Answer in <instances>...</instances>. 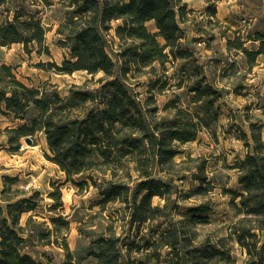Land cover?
<instances>
[{
	"label": "trees",
	"instance_id": "obj_1",
	"mask_svg": "<svg viewBox=\"0 0 264 264\" xmlns=\"http://www.w3.org/2000/svg\"><path fill=\"white\" fill-rule=\"evenodd\" d=\"M2 3L1 0L0 6ZM64 4L68 10L56 34L58 45L68 51L69 57L62 66L55 65V71L62 75L86 72L92 78L81 85L71 84L68 94L62 96L54 84L26 85L11 66L3 64L0 111L25 121L14 130L17 150L22 138L43 133L53 154L48 158L66 173L68 181L88 185L84 177L81 182H75L73 177L89 173L88 179L101 196V210L110 203L121 202L130 228H140L160 211L153 199H169L174 194L170 183L153 178V169L162 167L166 172L178 155L176 143L195 141L199 131L209 126L199 116L198 121L183 118L185 109L175 103L179 100L169 106L175 109L174 117L160 121L156 94L143 100L134 91L140 83L132 82L146 75L150 93L183 87L184 78L179 77L176 82L177 76L169 73V64L192 55L184 45L180 24L186 22L188 4L184 0H67ZM208 11L216 17L215 5L209 6ZM151 21L157 31L147 26ZM115 22L120 23L114 25ZM47 34L40 13L31 15L20 5L13 18L8 16L0 23V48L22 43L40 47L39 52L42 48L48 51ZM256 41L260 45L250 50L238 36L228 40V48L242 52L247 63L255 66L264 54V34L258 33ZM204 79L188 89L195 93V103L207 97L201 107L213 109L222 95L206 76ZM251 129L252 150L236 164L243 188L236 207L246 216L234 224L231 235L247 250L246 264H264V138L261 128L252 125ZM95 173L104 178H96ZM200 191L205 190L200 187L197 192ZM38 193L18 200L6 199L7 206L0 205V264H44L26 251L28 243L42 234L20 222L24 213L37 210L38 204L32 202ZM194 219L199 223L206 221L198 216ZM59 220L52 219L54 226ZM32 222L31 216L27 225ZM65 225L70 230L71 221H65ZM165 236L170 240L161 239L159 243L172 249L168 264H201L197 261L207 259L203 249L187 250V240L177 227L170 226L162 238ZM127 241L113 225L107 227L94 242L97 251L90 254L93 264H145L133 258L135 244ZM66 249L68 259L63 264H80L68 246ZM155 257L160 261V252Z\"/></svg>",
	"mask_w": 264,
	"mask_h": 264
},
{
	"label": "rangeland",
	"instance_id": "obj_2",
	"mask_svg": "<svg viewBox=\"0 0 264 264\" xmlns=\"http://www.w3.org/2000/svg\"><path fill=\"white\" fill-rule=\"evenodd\" d=\"M65 1L2 0L0 6V23L8 16L13 18L17 7L23 5L31 15L40 13L48 28V51L42 48L39 52L40 47H26L22 43L1 47L0 66H11L17 78L30 87L44 83L57 85L62 96L68 94L71 84L81 85L92 78L86 72L62 75L55 71L54 66H62L69 57L68 51L58 45L56 34L68 10ZM184 2L188 4L186 22L180 24L184 45L192 55L169 64V73L177 76L176 82L179 77L184 78L183 87L150 93L146 75L132 82L140 83L134 86V91L143 100L156 94L160 121L174 117L175 109L169 106L179 100L175 103L185 109L183 118L194 121L201 118L209 126L199 131L195 141L176 143L178 155L175 163L167 167L169 173L162 167L153 169V178L170 183L174 194L169 199L156 196L153 205L160 206V211L140 228H130L121 202L110 203L101 210L98 204L101 196L88 179L89 173L73 177L75 182H81L84 177L88 185L68 181L66 173L48 158L53 154L43 133L30 135L32 145L26 142V137L22 138L17 150L14 130L25 121L0 111V205L6 207V199L18 200L39 192L32 202L38 204L37 210L24 213L20 222L42 234L28 243L26 251L44 264L65 263L69 252L66 246L76 262L93 264L95 260L90 254L97 251L94 242L110 225L118 235L123 234L128 244H135L133 258L145 264H168L172 249L159 242L170 240L167 236L162 238L170 226L177 227L187 240V250L203 249L207 259L197 261L201 264H246L249 260L247 250L231 235L234 224L246 216L236 207L243 193L236 164L252 150L249 148L253 144L249 141L252 125L261 128L264 138V54L255 66H250L242 52L229 50L228 40L239 36L250 50L260 45L256 38L258 33L264 34V0ZM214 5L216 17L208 11ZM147 26L157 31L153 21ZM159 40L164 42L162 38ZM205 76L222 95L213 109L201 107L207 97L195 103V93L188 89L204 81ZM150 104L153 109V103ZM94 176L104 178L98 173ZM200 187L205 191L198 193ZM31 216L33 222L27 225ZM195 216L206 221L199 223ZM53 218H60L57 228ZM65 221H71L70 230ZM139 247L141 252L137 251ZM157 252H160V261L155 257Z\"/></svg>",
	"mask_w": 264,
	"mask_h": 264
},
{
	"label": "water",
	"instance_id": "obj_3",
	"mask_svg": "<svg viewBox=\"0 0 264 264\" xmlns=\"http://www.w3.org/2000/svg\"><path fill=\"white\" fill-rule=\"evenodd\" d=\"M26 142H27L29 145H32V144H33V140L31 139L30 136H27V137H26Z\"/></svg>",
	"mask_w": 264,
	"mask_h": 264
}]
</instances>
